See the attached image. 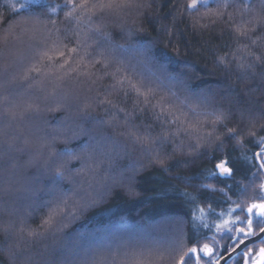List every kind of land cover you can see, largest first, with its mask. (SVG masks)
Returning a JSON list of instances; mask_svg holds the SVG:
<instances>
[{
	"label": "snow or ice",
	"instance_id": "snow-or-ice-1",
	"mask_svg": "<svg viewBox=\"0 0 264 264\" xmlns=\"http://www.w3.org/2000/svg\"><path fill=\"white\" fill-rule=\"evenodd\" d=\"M7 7L13 16L26 17L10 25L8 34L24 24L16 42L26 44L31 53L18 78L13 77L11 82L40 90L43 110L74 106L77 118L88 125L91 134L77 146L65 143L59 151L55 149L56 138L77 139L75 131L71 135L54 131L51 141L39 147L27 138L21 141L22 147L16 150H27L34 157L29 163L41 175H50L51 186L34 189L37 203L30 207L37 213L47 210L39 226L32 228L25 216L18 227L13 222L14 232L6 227V235L23 239L26 234L29 239L40 240L46 234L62 233L67 227L65 220L76 219L77 212L110 193L107 181L123 183V178L106 175L103 182H89L85 188L78 179L86 172L95 177L104 164L111 173L113 154L138 152L165 172L210 157L211 167L192 175H175L195 192L188 187L182 189V199L190 209L189 232L181 222L167 242L111 257L94 250L81 235L73 256L83 254L86 259L79 264H115L118 257L119 264H227L238 254L242 264H264V135H257V131L264 133V106L243 110L236 119L230 108L217 101L211 87L192 88L187 79L189 69L170 72L155 61L150 43L138 46L145 53L142 67L113 55L115 48L124 46L114 44L109 26L120 27L129 37L143 31L134 27L136 20L129 24L126 17L133 12L139 15L148 7L145 0H8ZM201 8L205 11L199 19L207 18L209 23L199 24L195 19L194 26H223L222 31L230 38V43L223 45L227 51H221L220 45H210L215 65L230 73L234 64L241 80L248 79L249 73L254 74L260 66L264 78V0H191L185 11L194 13ZM61 14L62 27L52 19ZM2 43L9 44L8 35ZM69 82L73 86L66 88ZM49 84L53 85L50 91ZM12 107L5 101L6 118L21 119L24 113L9 111ZM28 110L38 113L42 109L37 104ZM79 127L83 132V125ZM96 137L111 144L97 140V148H93ZM10 139L11 143H5L12 148L20 138ZM98 150L103 160L96 158ZM128 179V190L133 192L134 177ZM218 237L229 244L220 246ZM8 251L15 255L11 247Z\"/></svg>",
	"mask_w": 264,
	"mask_h": 264
},
{
	"label": "trees",
	"instance_id": "trees-1",
	"mask_svg": "<svg viewBox=\"0 0 264 264\" xmlns=\"http://www.w3.org/2000/svg\"><path fill=\"white\" fill-rule=\"evenodd\" d=\"M190 2L191 0H145L148 7L141 9L139 15L133 12L126 17L129 24L136 20L134 27L142 28L143 31L137 30L129 37L120 27L109 26L108 31L113 36L114 44L124 46L115 48L113 55L127 64L142 67L140 62L144 60L145 53L138 46L150 43L151 55L155 61L166 65L170 72L189 69L187 79L192 88L211 87L216 93L217 101L230 108L236 119L243 110L264 106V78L261 76L260 66H257L254 74L249 73L246 80L240 79V72L234 64L230 73L217 67L215 53L210 45H220L221 51H227L223 45L230 43V38L222 31L223 26L201 29L199 24L209 23L207 18L199 19L205 10L201 8L194 13L185 11V6ZM25 19V16H13L0 5V264H79L81 259L86 258L83 254L77 258L72 253L77 251L74 246L81 235L94 250L111 257L117 252L122 254L130 250L146 251L163 244L175 235L181 222L184 231L189 232L190 209L185 199H182V189L188 187L190 192H195L191 186L175 179V175L177 172L184 175L199 173L205 167L212 166L211 158L198 159L189 165L172 167L165 172L160 165L150 163L147 156L138 152L129 155L121 152L118 156L113 154L114 165L111 173L104 164L96 170L95 177L91 172L82 173L78 177L85 188L89 182H103L106 175L123 178V183L113 185L110 180L107 181L111 187L110 193L83 212H77L76 219L65 220L67 227L62 233L55 236L46 234L40 240L29 239L26 234L23 239L6 235L4 229L7 227L14 232L15 228L11 227L13 222L18 227L20 219L25 216L32 228L39 226L47 210L37 213L30 207L37 203L34 189L51 186L50 175H41L29 163L34 157L27 150H16L17 146L22 147L21 141L27 138L33 146L39 147L41 143L51 141L50 134L54 131L67 132L69 135L75 131L77 139L65 141L63 137L56 138L55 149L59 151L65 143L77 146L91 134L88 133V125L77 118L74 106L68 110H43L44 105L40 100L43 93L40 90L28 88L27 84L11 82L13 77L18 78L31 53L26 44L16 42V37L21 35L26 26L19 24L12 29L10 35L8 30L10 25H17ZM52 19H56L57 24L63 26L62 14L59 18ZM195 19L199 20V24L194 26ZM5 35L9 38L7 46L2 43ZM107 82L106 80L105 83ZM52 86L49 84L47 90L50 91ZM72 86V82L65 85L66 88ZM5 101L14 106L9 111L24 113L21 119L6 118ZM37 104L42 109L40 112L28 110L30 105ZM80 125L84 127L83 132L80 131ZM5 132L8 133L7 137ZM257 135L264 133L257 131ZM16 137L20 139L9 148L5 140L11 143L10 138ZM97 140L101 144H111L110 141L105 142L96 137L92 141L93 148H97ZM96 158L104 159L99 150ZM79 166L76 163V167ZM129 177H134L131 181L133 192L127 187ZM64 186L67 187L68 184ZM218 239L229 244L226 239ZM9 247L15 255L9 254ZM115 264H119V257Z\"/></svg>",
	"mask_w": 264,
	"mask_h": 264
},
{
	"label": "flooded vegetation",
	"instance_id": "flooded-vegetation-1",
	"mask_svg": "<svg viewBox=\"0 0 264 264\" xmlns=\"http://www.w3.org/2000/svg\"><path fill=\"white\" fill-rule=\"evenodd\" d=\"M219 245L224 246L226 245V241L218 239ZM227 264H242L241 258L238 254H235L232 259L227 260Z\"/></svg>",
	"mask_w": 264,
	"mask_h": 264
},
{
	"label": "rangeland",
	"instance_id": "rangeland-1",
	"mask_svg": "<svg viewBox=\"0 0 264 264\" xmlns=\"http://www.w3.org/2000/svg\"><path fill=\"white\" fill-rule=\"evenodd\" d=\"M7 3H8V0H0V5L5 7L8 11L12 13L11 9L7 7Z\"/></svg>",
	"mask_w": 264,
	"mask_h": 264
},
{
	"label": "water",
	"instance_id": "water-1",
	"mask_svg": "<svg viewBox=\"0 0 264 264\" xmlns=\"http://www.w3.org/2000/svg\"><path fill=\"white\" fill-rule=\"evenodd\" d=\"M234 255H235V254H234ZM234 255H233V256H234Z\"/></svg>",
	"mask_w": 264,
	"mask_h": 264
}]
</instances>
